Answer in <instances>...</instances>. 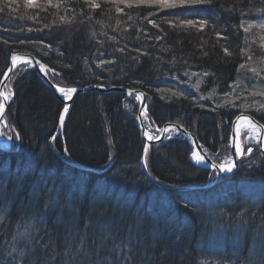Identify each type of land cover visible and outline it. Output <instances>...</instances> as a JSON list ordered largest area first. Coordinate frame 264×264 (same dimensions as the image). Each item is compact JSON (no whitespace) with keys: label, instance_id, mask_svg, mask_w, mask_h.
Wrapping results in <instances>:
<instances>
[{"label":"trees","instance_id":"obj_1","mask_svg":"<svg viewBox=\"0 0 264 264\" xmlns=\"http://www.w3.org/2000/svg\"><path fill=\"white\" fill-rule=\"evenodd\" d=\"M92 2L33 0L30 4L28 0H0V8L4 9L0 11V77L13 52H29L59 72L49 73V77L60 85L93 83L143 90L149 119L155 125H183L216 159L229 156L230 125L237 113H250L264 123V111L246 105L214 111L221 103L208 105V99L200 97L205 92L223 96L240 78L237 69L246 57L239 54L238 48L245 47V34L241 29L237 36L232 26L239 25L241 18L259 16L250 9L264 4L256 0H213L211 5L157 10L143 4L129 8L128 2L135 4V0H95L100 8L89 7ZM148 20H155L159 27ZM187 20H207V25L199 29L198 25L180 24ZM247 43L245 50L253 56L248 63L256 66L264 58V50L256 46L260 39L255 37L254 29ZM224 47L229 48L230 57H225ZM205 71L212 75L205 77ZM195 81L198 90L192 88ZM5 91L10 98L6 120L20 137L16 152L0 153V174L10 178L4 188V203L11 211L10 216L4 213L8 231L20 222L17 212L22 202L34 190L43 192L47 184L59 191L61 205L48 213L46 224L33 221V225L42 229L41 235L46 232L51 236L50 253L63 251L58 245L65 242L66 226L91 246L101 239L100 226L110 223L124 236L131 228L135 239L148 241L133 249L136 256L132 264H146L145 255L151 258V264H220L221 258L236 261V251L258 264L259 242L252 233L262 216L253 212L250 196L233 192L241 187L246 191L255 182L264 185V157L256 146L242 157L238 178L225 180V188L220 183L208 188L207 206L204 197L189 194L183 200L175 189L208 184L213 176L212 171L189 162L191 147L180 135L148 147L145 164L155 181L145 174L141 162L144 141L134 122V96L123 99L118 93L98 91L77 96L62 140L55 137L51 141L61 102L31 67L17 65ZM252 99L249 97L248 102ZM254 99L261 102L262 97ZM49 142L58 153L65 149L67 159L92 169L104 168L111 161V167L101 174L77 170L59 160ZM69 197L75 201V217H69L65 209L61 222L58 217ZM222 209L231 215V220L223 218L226 227H215L219 217L207 226L204 214ZM241 210H247L246 219L251 221L237 238L234 222ZM41 264H50L49 258L43 257Z\"/></svg>","mask_w":264,"mask_h":264},{"label":"snow or ice","instance_id":"obj_2","mask_svg":"<svg viewBox=\"0 0 264 264\" xmlns=\"http://www.w3.org/2000/svg\"><path fill=\"white\" fill-rule=\"evenodd\" d=\"M31 4L33 0H28ZM213 0H135V4L128 2V7L132 8L134 6L150 5L152 7L160 9H184L189 5H202L208 4L211 5ZM256 3L264 4V0H256ZM92 8H100L101 5L96 3L95 0L89 5ZM3 8H0V11H3ZM117 11H122V9L117 8ZM228 11H234V9H229ZM250 11H255L260 15L253 18L251 22L249 20L241 18L239 25H233L235 33L239 34L240 30H243L245 34V47H239L238 52L241 56L246 57L244 63H240L237 69V72L240 74V78L230 86V92H226L221 100V104L217 105L214 108V111H218L221 108L231 109L237 107H243L246 105L248 108H256L257 112L264 111V103H257L254 99L257 95L264 98V58L260 60V63L256 66L248 63V61L253 60V56L249 54L245 49L249 47L248 34L251 33L253 28H258L261 32H264V6L260 8H251ZM149 15H155V13H149ZM244 16V13H241V17ZM63 20V17H61ZM148 23L153 24L154 27H159L156 24L155 20H148ZM171 23V22H169ZM180 24H187L191 26H199V29H203L207 25V20H187L180 21ZM32 31V29H29ZM217 36H220V33L217 32ZM155 39L159 40L160 37L156 36ZM225 40L228 39L227 36L224 37ZM259 47L261 50H264V35L260 36ZM121 52L123 49L120 50ZM225 57H230L232 53L229 51L228 47L223 48ZM13 59V66L15 67V57ZM101 63H112L111 61H101ZM187 75V73H186ZM192 75H196L193 73ZM205 77H208L212 74L205 71L203 73ZM213 82H216L215 79ZM98 87H104L103 84L98 85ZM63 93L64 89H60ZM77 89L72 88L68 89V92H76ZM131 94V93H130ZM214 94V93H213ZM235 94L234 99H229V97ZM183 95V93H181ZM139 96L143 98V93H140ZM252 97V102H248V98ZM206 97L205 99H209ZM8 97H5L7 100ZM203 107V105H201ZM4 111L3 104L0 103V113ZM68 111L67 108L64 110ZM64 116H60V121L63 123ZM241 122L249 128L250 131L254 130L253 139H256L258 142L264 138L260 137L261 129H264V125H259L254 117H251L244 112H241L237 116L236 120L233 122L234 125H239ZM182 125L172 126V130L181 128ZM165 133L169 131V128H164ZM187 135V133H184ZM172 139L171 137H167ZM20 137L17 134L16 140H19ZM160 136H149L148 140H160ZM9 141L12 140V137L8 138ZM5 147H8L5 144ZM195 147L203 151L201 145H196ZM145 154L148 153V147L144 148ZM253 149L249 147L247 153H252ZM246 155L243 149L237 145L235 150V156L237 160ZM192 157L195 159L197 164H207V166L213 171L212 179H220L226 174L233 172L236 165V160H227L216 164L207 160L206 156L201 155L197 151L192 152ZM146 167V165H145ZM7 182H10V178L0 174V261H3V264H41L43 257H48L50 264H132L135 260V253L133 252L134 248H137L143 244H148V241H142L135 239L133 236V231L129 228L128 233L124 236L119 229L114 228L110 223H105L100 226L99 233L101 239L99 243L93 242L89 246L85 239L79 235L78 232H74L71 226H66L65 231L67 236L65 237V242L59 244L58 246L63 249V251L49 252L51 248V236L47 235L45 232L44 235H41L42 229L33 225V221L37 225H44L47 221L48 213L54 210L57 207H60L61 200L59 191L55 186L45 185V190L43 192L33 191L31 196L26 202H22L20 209L17 212L19 217V223L12 230L8 231L5 228L4 222L6 216L4 213H7L8 216L11 215L10 205L4 203V188ZM19 187V181L16 184ZM44 201L41 205V201ZM75 201L69 197L59 215L61 222L64 220V210L66 209L69 217H75V208L73 204ZM227 207V206H226ZM31 209V211H29ZM220 217V222L215 224V227L223 230L226 227L224 222V217L227 216L231 220V215L225 210L222 209L218 213ZM248 216L247 210H241L235 218L234 228L237 233V238L239 234L247 230L249 221L246 219ZM11 224V221H9ZM35 228V230H33ZM137 234H139V228L136 229ZM10 237V238H9ZM254 240L259 242V257L258 264H264V217H261V223L257 226L255 231L252 233ZM147 253L148 248L144 249ZM109 253V255H103V253ZM237 257L236 261L226 262L223 258L220 259V264H252L247 256H244L242 252L236 251L233 253ZM144 260L146 264H151V258L145 255Z\"/></svg>","mask_w":264,"mask_h":264},{"label":"water","instance_id":"obj_3","mask_svg":"<svg viewBox=\"0 0 264 264\" xmlns=\"http://www.w3.org/2000/svg\"><path fill=\"white\" fill-rule=\"evenodd\" d=\"M13 57H15V64L20 61H27L31 64L32 68L34 69L35 75L37 76V78L41 81V83L43 85H45L46 87H48L52 93L63 102L64 106L62 107V109L60 110L59 116H58V120H57V124H56V128H55V133L52 136L51 141L55 138V137H60L62 138V132H63V128L68 116V113L70 111L71 105L72 103L75 101L76 97L81 94L84 93L90 89L99 91L101 93H120L123 94L125 97H129L131 94H133L136 99L138 100V108H137V112H136V117H135V125L137 127V129L140 131L142 138L145 140L144 141V148L145 146L149 147L150 144H155L158 142H161L163 140L166 139V137L164 136L165 132L163 131L164 128H169L172 129V126L175 125H180L176 122H165L163 123V125L161 127H157L155 126L156 130L159 132L158 136L161 137L160 140H153V141H149L147 136V132L146 129L144 127L143 124V116H145L146 114H148L147 111V99H146V95L145 92L143 90L140 89H135V88H127V87H123V86H110V87H98V85H93L90 87H85V88H75L77 89L76 92H68V89H72V88H61L59 86H57L56 84L52 83L47 74L44 72L47 69V66L45 65V63L39 59L37 56H35L32 53L29 52H13L10 57H9V66L7 67V69L4 71V73L2 74L1 78H0V103L3 104V108L4 111L2 113H0V124L3 121L4 115L7 111V106L9 104V100H5L6 94L4 92V86L6 85V82L12 72L13 69ZM60 89H64V92L62 93L60 91ZM131 93V94H130ZM140 93H143V98H141L139 96ZM65 108L68 109L67 112H65ZM245 114L253 117L252 115L244 112ZM241 114V112L237 113L235 115V117L232 119L231 121V125H230V132H229V136H228V148H229V153L231 156V160H236V167L234 168L233 171L238 170V168L240 167V159L241 157L237 160L236 156H235V150H236V146L238 145V125H234L233 122L236 120L237 116H239ZM63 115L64 116V120L63 123H61L60 121V116ZM255 119V117H254ZM255 121L259 124V125H264L262 124L260 121L256 120ZM177 133H179L182 138H184L187 143L189 144V146L191 147V152L188 155V160L189 162L194 165L197 168H204V169H209L211 170L207 164H197L195 159L192 157V152L193 151H197L199 152L201 155L206 156L207 160H210L211 162H213L206 154L205 152L201 151L199 148L195 147L197 144L201 145L199 140L197 139V137L187 131V129L182 126L179 129L173 130ZM184 133H187V135H184ZM260 137L264 138V129H261L260 131ZM9 137H5L2 136L0 134V151H7L11 145V141L8 140ZM62 140V139H61ZM5 144L8 145V147H5ZM258 148L260 153L264 156V139H262L261 141L257 142ZM144 148H143V154H142V165L143 168L146 169L145 167V152H144ZM57 154V153H55ZM66 154V153H64ZM58 155V154H57ZM59 158L62 159V157L60 155H58ZM66 164H68L69 166L77 169V170H81V171H91L95 174H101L103 172H106L110 167L112 162L110 161L104 168H100V169H92L86 165L80 164L78 162L72 161L70 159L65 160ZM215 163V162H213ZM146 175L148 176V178L152 181H155V179L153 177H151L149 175V173L146 171ZM232 173L230 174H226L224 177H231ZM219 179L215 180L214 182L218 181Z\"/></svg>","mask_w":264,"mask_h":264},{"label":"bare ground","instance_id":"obj_4","mask_svg":"<svg viewBox=\"0 0 264 264\" xmlns=\"http://www.w3.org/2000/svg\"><path fill=\"white\" fill-rule=\"evenodd\" d=\"M23 64H27L28 65V67H31V69L34 71V69L32 68V66H31V64L29 63V62H27V61H20V62H18L17 61V63L15 64V67H13V69H12V72L16 69V66L17 65H22V63ZM46 65V64H45ZM9 66V60H8V64H7V66H6V69H7V67ZM47 66V65H46ZM5 69V70H6ZM4 70V71H5ZM12 72H11V74H12ZM46 74H47V76H48V78H49V80L52 82V83H54V84H56L57 86H59V87H61V88H78V87H81V88H85V87H90V86H92V84L90 83V84H86V85H82V86H65V85H60V84H58V83H55L54 81H52L51 80V78L49 77V73H53L54 75H59V72H57V71H54L53 69H50L48 66H47V69L44 71ZM4 73V72H3ZM35 73V72H34ZM11 74H10V76H11ZM2 76V75H1ZM10 76H9V78H10ZM1 78V77H0ZM9 78H8V80H9ZM7 80V81H8ZM93 85H100V84H93ZM114 86V85H113ZM116 86H118V85H116ZM104 87H106V86H104ZM110 87V86H109ZM48 88V87H47ZM90 91H96V90H93V89H90V90H88V91H86V92H84V93H81V94H79L78 96H80V95H83V94H86L87 92H90ZM99 92V91H98ZM101 93V92H100ZM118 94H120V93H118ZM122 96H123V99L125 98V99H127V98H129V97H125L123 94H121ZM55 96V95H54ZM56 97V96H55ZM57 98V97H56ZM58 99V98H57ZM59 100V99H58ZM60 102H61V109H62V107L64 106V104H63V102L61 101V100H59ZM74 103V102H73ZM73 103H72V105H73ZM72 105H71V107H72ZM137 108H138V106L136 107V112H137ZM60 109V110H61ZM71 109V108H70ZM135 112V113H136ZM59 113H60V111H59ZM69 114V113H68ZM5 115H6V113H5ZM4 115V118H3V121L1 122V124H0V134L2 135V136H5V137H12V140H11V145H10V147H9V149L7 150V151H0V153L1 154H10V153H13V152H16L19 148H20V139L19 140H16V136H17V134H18V132H17V130L15 129V127H14V125L13 124H9V123H7V124H4L5 122H7V120H6V116ZM58 116H59V114H58ZM135 117H136V114H135ZM149 116H148V114H146L145 116H143V121L144 120H146L147 118H148ZM255 119L256 120H258L256 117H255ZM57 120H58V117H57ZM259 121V120H258ZM57 124V123H56ZM6 125V126H5ZM4 126H5V129H8V131L9 132H4L3 131V129H4ZM55 128H56V126H55ZM237 129H239V126H238V128ZM139 131V130H138ZM187 131H189L190 132V130H188L187 129ZM140 132V131H139ZM55 133V132H54ZM192 133V132H191ZM140 135H141V133H140ZM142 137V136H141ZM62 138H63V132H62ZM62 138H60V139H62ZM143 139V138H142ZM143 141H145L144 139H143ZM49 147H50V149H51V151L53 152V153H57L58 155H60L61 157H62V159L61 158H59V156L57 155V154H55L57 157H58V159L59 160H61L64 164H66V162H65V160H67V158H66V154H64V153H66V151H65V149H62V152L61 153H58L57 151H55V149L53 148V146H52V144H51V142H49ZM151 145H153V144H150L149 146H151ZM144 159H145V157H144ZM263 160H264V158H262ZM66 165H68V164H66ZM146 165V164H145ZM89 167V166H88ZM143 170H144V172H145V174H146V171H147V168L146 169H144L143 168ZM90 172V171H89ZM148 172V171H147ZM232 176H233V178H238V176H239V171L238 170H236V171H233L232 172ZM224 182H226L225 180H218L216 183H220V185L223 187V188H225L226 187V184L224 183ZM257 182H262V180H257ZM175 189L176 190H178V196L180 197V199H185L186 197H188L189 196V194H190V196H197V197H204V203H206L207 204V206H208V204H209V202H210V192H208V187H207V184L206 183H201V184H195V185H180V186H178V187H175ZM188 190H190L189 192L190 193H188ZM237 191H239L240 192V195H242L243 194V196L245 197V196H250L251 198H252V203H253V212H255L256 214H258L259 216H262V217H264V185H260V184H258V183H256L255 182V184L254 185H252L251 187H249V189H246V191L241 187V188H239L238 190L236 189V190H234L233 192H237ZM177 196V197H178ZM176 199V198H175ZM179 199V200H180ZM199 199H201V198H199ZM247 201V200H246ZM175 204H176V200H175V202H174ZM243 203H245V202H243ZM197 207V206H196ZM217 212H211V213H206V214H204V221H205V223H206V225L207 226H209V225H211V223H214V222H216L217 220H218V217H219V215H218V213L216 214ZM220 218V217H219ZM251 220L249 219V222H250ZM210 227V226H209ZM136 256V255H135Z\"/></svg>","mask_w":264,"mask_h":264},{"label":"rangeland","instance_id":"obj_5","mask_svg":"<svg viewBox=\"0 0 264 264\" xmlns=\"http://www.w3.org/2000/svg\"><path fill=\"white\" fill-rule=\"evenodd\" d=\"M250 22L252 20H249ZM254 29V35L255 37H258V39L260 38V36L264 35V32H261L260 29L258 28H253ZM252 29V30H253ZM251 30V32H252ZM259 44L260 43H256V46H258V48L260 49L259 47ZM22 63V62H21ZM26 64V63H25ZM23 65V63H22ZM27 65V64H26ZM6 86V85H5ZM5 86H4V90H5ZM199 83L197 81L193 82V85H192V88L193 90H198L199 88ZM230 92V90L228 91ZM214 93V94H213ZM5 94H6V97H7V91H5ZM200 95V94H199ZM130 96H134L133 94H131ZM224 96V95H223ZM222 95H217L215 92H205L203 93L200 97L201 98H206V97H210L208 99V105H217L218 103H222L223 101L221 100V97H223ZM258 96V95H257ZM235 98V94H232L229 99H234ZM134 99L137 101V106H138V100L136 99V97L134 96ZM260 101H256V102H260V103H264V99H260ZM135 120V119H134ZM153 123V121H151L149 119V117L143 121V124H144V127L146 129V132H147V136H158L159 132L156 130L155 127H153V125L151 124ZM4 124H7V122H5ZM148 124L149 126L151 127L150 129L148 128ZM179 124V123H178ZM181 125V124H180ZM6 126V125H5ZM5 126H4V129L3 131L4 132H9L8 129H5ZM183 126V125H182ZM239 129H238V145L243 149L244 153H245V148L251 146V145H256L257 146V140L256 139H253V135H254V130L250 131L249 128L244 124V122H241L239 125ZM159 127V126H158ZM173 130L172 129H169V131L167 133L164 134V136H168ZM174 134V133H173ZM178 135H180L178 133ZM253 151H254V148H253ZM203 152H205L203 150ZM205 154L215 163L217 164H220L221 162H224V161H227L229 159H231V156H230V153H229V156L228 157H225V158H213L211 157L210 155H208L206 152ZM243 157V156H242ZM241 157V158H242Z\"/></svg>","mask_w":264,"mask_h":264},{"label":"flooded vegetation","instance_id":"obj_6","mask_svg":"<svg viewBox=\"0 0 264 264\" xmlns=\"http://www.w3.org/2000/svg\"><path fill=\"white\" fill-rule=\"evenodd\" d=\"M154 127V125H153ZM148 128L150 129L151 127L148 125ZM252 146V145H251ZM204 169V168H203ZM210 171V170H209ZM228 179V178H227ZM226 178L222 179V180H227ZM230 179V178H229Z\"/></svg>","mask_w":264,"mask_h":264}]
</instances>
